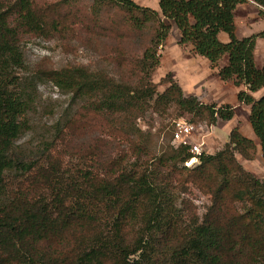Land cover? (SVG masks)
Masks as SVG:
<instances>
[{
	"label": "trees",
	"instance_id": "trees-1",
	"mask_svg": "<svg viewBox=\"0 0 264 264\" xmlns=\"http://www.w3.org/2000/svg\"><path fill=\"white\" fill-rule=\"evenodd\" d=\"M251 1L264 18V0ZM245 3L0 0V264H264V178L235 157L252 160L254 142L233 128L222 150L186 168L187 146L157 151L156 136L136 126L170 107L195 125L233 117L229 105L185 97L168 74L158 92L151 77L171 23L221 82L244 87L236 100L249 107L264 160V94L252 96L264 87V61L254 57L264 29L238 38L235 10ZM39 38L100 52L114 75L83 65L31 72L21 45ZM42 83L80 105L53 141L21 154L16 142ZM187 185L210 197L200 217L181 196Z\"/></svg>",
	"mask_w": 264,
	"mask_h": 264
},
{
	"label": "rangeland",
	"instance_id": "rangeland-1",
	"mask_svg": "<svg viewBox=\"0 0 264 264\" xmlns=\"http://www.w3.org/2000/svg\"><path fill=\"white\" fill-rule=\"evenodd\" d=\"M140 6L157 10V0H132ZM251 1V0H250ZM247 1L246 7L235 10L234 23L238 26L237 36L241 38L245 33H256L264 28V18L259 16L260 8L253 2ZM255 4V5H254ZM222 39V37H220ZM179 32L170 23V31L157 51L158 67L151 79L158 84L167 74L177 83L185 97L194 96L204 104H214L217 107L229 105L233 107V117L229 121H217L214 126L205 123H196L198 131L191 138L192 144L201 145L202 153L214 154L224 148L229 141V133L236 128L239 133L254 142L256 154L252 160H244L235 155L239 164L257 179L264 178V160L261 156L260 146L254 136L248 121L249 107L239 104L236 93L245 90L236 88L232 82H221L216 69L210 67L206 59L194 54L191 46L180 45ZM24 62L29 71L59 70L71 66H88L91 69H104L114 75L112 68L102 59L100 52L86 50L76 41L62 42L57 39H28L21 45ZM257 67L264 61V46L258 45L254 52ZM225 63V59L220 65ZM166 85L158 84V92H162ZM264 94V87L252 93L257 99ZM80 104L73 103L68 96L58 92L56 87L49 83H42L37 90V103L35 113L28 116V125L16 142L17 151L30 155L46 142L53 141L56 135V125L62 126L65 119L70 117ZM180 115V116H179ZM191 121V117L181 114L174 107L168 108L164 113L149 110L136 121V126L143 132L150 133L153 143L158 151L167 144H171L172 124L178 119ZM158 136V137H157ZM18 154V153H17ZM199 161H191L186 168H193ZM186 194L181 195L195 208L200 217L210 204L209 196L199 192L194 186L187 185Z\"/></svg>",
	"mask_w": 264,
	"mask_h": 264
},
{
	"label": "built area",
	"instance_id": "built-area-1",
	"mask_svg": "<svg viewBox=\"0 0 264 264\" xmlns=\"http://www.w3.org/2000/svg\"><path fill=\"white\" fill-rule=\"evenodd\" d=\"M199 126L190 123L182 118L176 120L172 124L171 144L174 148L179 146H187L188 152L192 154L193 158L185 162V166H189L191 161L197 162V157L202 153L201 145L192 144L191 138L198 131Z\"/></svg>",
	"mask_w": 264,
	"mask_h": 264
},
{
	"label": "crops",
	"instance_id": "crops-1",
	"mask_svg": "<svg viewBox=\"0 0 264 264\" xmlns=\"http://www.w3.org/2000/svg\"><path fill=\"white\" fill-rule=\"evenodd\" d=\"M247 1H249V2H251L250 0H247ZM253 3V2H252ZM255 5V4H254ZM240 6H242V7H246V6H248L247 5V3H245V4H241V5H238L237 7H236V10L238 9V8H242V7H240ZM236 25V24H235ZM236 29H237V32L239 31L238 30V26H236ZM264 29V28H263ZM262 29V30H263ZM262 30H260V31H262ZM259 32V31H258ZM257 33V32H256ZM252 34H254V33H245V34H242V35H239V36H241V38L242 37H248V36H250V35H252ZM220 37H222V39L221 40H223V41H225L226 40V37L224 36V35H220ZM258 45H263L264 46V40L263 39H257L256 40V45H255V52H256V49H257V47H258Z\"/></svg>",
	"mask_w": 264,
	"mask_h": 264
}]
</instances>
